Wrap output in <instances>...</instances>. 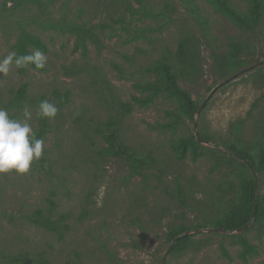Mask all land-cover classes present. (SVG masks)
<instances>
[{
    "label": "rangeland",
    "instance_id": "rangeland-1",
    "mask_svg": "<svg viewBox=\"0 0 264 264\" xmlns=\"http://www.w3.org/2000/svg\"><path fill=\"white\" fill-rule=\"evenodd\" d=\"M261 1V21L249 31L210 0H0V59L19 55L22 31L45 47L27 40L26 54L40 50L47 57L43 69L29 64L0 74V108L21 121L27 108L34 132L40 98L59 109L40 138L41 158L25 174H0V264H155L171 229L213 227L222 218L238 199L243 160L193 147L183 159L175 156L171 145L178 137L195 140V114L176 128L163 127L175 103L157 63L168 56L178 85L199 105L222 79L264 60ZM228 3L248 13L246 0ZM75 25L91 35L81 40ZM181 42L183 61L176 58ZM23 84L25 97L13 106ZM119 103L129 104L120 140L154 158L137 173L124 159L99 154L108 146L100 123L122 111ZM197 130L211 143L256 152L264 138V62L213 93ZM255 197L256 209L257 197L264 207V171L257 173ZM37 210L57 229L31 221ZM263 222L255 210L253 222L239 232L249 250L237 232H193L161 264H264ZM20 254L27 258L8 260Z\"/></svg>",
    "mask_w": 264,
    "mask_h": 264
},
{
    "label": "trees",
    "instance_id": "trees-1",
    "mask_svg": "<svg viewBox=\"0 0 264 264\" xmlns=\"http://www.w3.org/2000/svg\"><path fill=\"white\" fill-rule=\"evenodd\" d=\"M214 5L215 9L233 20L238 26L243 29L252 31L261 21L262 18V1L261 0H246L248 3V13H240L233 6L228 3V0H210ZM73 31L76 32L81 40L91 35L89 29H85L82 26L75 25L72 27ZM30 40L35 43L41 50H45V47L39 43V41L29 35L27 32L22 31L19 35L18 51L19 55H26V41ZM185 42H181L176 50V58L179 61L186 59ZM228 68H232L235 65L233 55L227 60ZM157 68L159 69L163 81V89L168 96L174 101L175 109L170 113L172 117L170 121L163 124V127L176 128L178 127L184 118H192L195 114L197 106L192 101L187 91L182 89L177 82V74L171 67V62L168 56L158 61ZM25 84L20 86L13 99L10 100V104L13 106H19V102L23 100L26 94ZM44 101L40 98V102ZM122 111L118 114L111 115L106 121L100 123V132L103 138L107 142V148L100 150L99 154L102 157H115L124 159L130 166L133 172H139L142 168L151 167L154 164V158L150 154L140 155L131 150L125 145L119 138V124L122 114L129 110V104L119 103ZM48 118L39 119V127L35 132L37 138H41L48 130ZM200 134V133H199ZM203 140H209L206 135H201ZM258 149L255 153H251L249 150L238 146L235 143H230L227 147L236 153L239 158L247 160L248 163L256 170L257 173L264 171V138L258 145ZM189 147H193L196 153L200 148L212 150L214 152H220L217 149L209 148L204 146L196 139L191 137H178L171 145L172 151L178 159L185 157L186 151ZM230 156V155H229ZM243 170L241 172L239 182V194L238 199L233 203L227 212L224 213L222 218L214 223L213 227H222L224 229H237L244 225L250 218L252 204H253V193L255 190V183L252 175L249 173V167L243 162ZM177 198L179 201L182 200V190L180 185H177ZM264 216V207H261V199L257 197V209L256 217L260 219ZM34 223L44 226L49 229H57L54 222L50 221L47 217L42 216L41 210H37L32 216L29 217ZM262 230L264 231V222L260 223ZM184 228L171 229L168 233V238L171 240L176 235L180 234ZM240 243L243 245L244 250H249L250 245L245 238L238 233L237 234ZM189 239V235L178 238L174 244V248L181 247ZM27 258L26 254L11 255L8 260L13 263H19Z\"/></svg>",
    "mask_w": 264,
    "mask_h": 264
},
{
    "label": "clouds",
    "instance_id": "clouds-1",
    "mask_svg": "<svg viewBox=\"0 0 264 264\" xmlns=\"http://www.w3.org/2000/svg\"><path fill=\"white\" fill-rule=\"evenodd\" d=\"M47 57L40 50L31 54L17 55L9 53L0 59V74L6 75L11 68H24L29 64L36 69H43ZM59 109L55 104L44 100L38 108V115L42 118H54ZM31 112L25 108V120L11 118L8 111L0 108V174L15 171L25 174L29 171L34 159L39 160L43 154V139L36 137L30 124Z\"/></svg>",
    "mask_w": 264,
    "mask_h": 264
},
{
    "label": "water",
    "instance_id": "water-1",
    "mask_svg": "<svg viewBox=\"0 0 264 264\" xmlns=\"http://www.w3.org/2000/svg\"><path fill=\"white\" fill-rule=\"evenodd\" d=\"M264 60L262 61H258L257 63H255L254 65L248 66L244 69H241L240 71L232 74L229 77H226L224 79H222L218 84H216L210 91L209 93L206 95V97L199 103V105L197 106L196 110H195V118L193 119V124H192V128H193V133L195 136L196 141H198L199 143H203L206 144L210 147H213L215 149L224 151L228 154L231 155H235L237 157H239L236 153H234L232 150L222 147L220 145L214 144L209 142L208 140H203L202 137L200 136L198 130H197V122H198V117L200 115L201 110L203 109V107L206 105L207 101L211 98V96L213 95V93L223 84L227 83L230 79L234 78L237 74H240L256 65H259L261 63H263ZM241 160H243V162L249 167L252 175H253V179H254V183H255V190H256V185H257V173L256 170L248 163L247 160H244L242 158H240ZM255 190L253 193V204H252V210H251V215L249 220L242 226H240L237 229H224L222 227H203V228H194V229H187L182 231L180 234L176 235L173 239H171L169 245L166 247L165 251L163 252V254L161 255V257L156 261L155 264H161L164 260V258L166 257L167 253L169 252V250L171 249V247L175 244L176 240L182 236L188 235L190 233L193 232H201V231H220V232H225V233H232V232H242L243 230H245L254 220L255 217V210H256V197H255Z\"/></svg>",
    "mask_w": 264,
    "mask_h": 264
}]
</instances>
